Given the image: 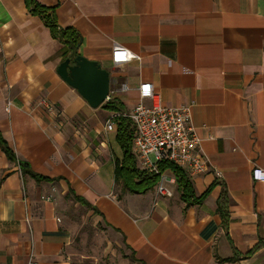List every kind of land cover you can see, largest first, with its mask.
Wrapping results in <instances>:
<instances>
[{
  "label": "crops",
  "instance_id": "crops-1",
  "mask_svg": "<svg viewBox=\"0 0 264 264\" xmlns=\"http://www.w3.org/2000/svg\"><path fill=\"white\" fill-rule=\"evenodd\" d=\"M35 1L54 8L59 29L78 33L77 55L109 72L120 111L136 103L142 82L163 105L188 106L208 170L188 178L189 204L175 182L169 197L155 185L122 190L115 170L123 154L117 125L105 128L106 101L91 108L59 77L64 45L24 0H0V135L15 157L0 148V264L31 256L36 264H99L76 260L60 213L69 189L97 210L87 208L121 242L127 264H264V182L251 178L253 167L264 170V0ZM114 45L139 58L112 66ZM122 84L129 91L115 93ZM21 163L53 181L23 174Z\"/></svg>",
  "mask_w": 264,
  "mask_h": 264
},
{
  "label": "built area",
  "instance_id": "built-area-1",
  "mask_svg": "<svg viewBox=\"0 0 264 264\" xmlns=\"http://www.w3.org/2000/svg\"><path fill=\"white\" fill-rule=\"evenodd\" d=\"M138 58L118 45H114L110 55L114 67H121ZM135 90L136 103L127 110L111 112L105 121V128L107 131H112L118 118L129 121L133 130L131 152L136 158L137 168L156 175L157 195L169 197L171 191L168 186L175 180L174 177L166 174V170L160 171L159 164L171 163L181 169L187 178H191L206 172L208 161L200 152L199 139L193 132L188 106L163 105L149 82L140 83ZM127 91L129 87L126 84L114 90L115 93ZM107 99L109 100V94ZM39 105L46 112H55V107L45 99H42ZM10 106V101H6L5 110L8 111ZM251 178L256 182H264V170L257 166L253 167ZM28 264H36L32 256Z\"/></svg>",
  "mask_w": 264,
  "mask_h": 264
},
{
  "label": "trees",
  "instance_id": "trees-1",
  "mask_svg": "<svg viewBox=\"0 0 264 264\" xmlns=\"http://www.w3.org/2000/svg\"><path fill=\"white\" fill-rule=\"evenodd\" d=\"M26 9L30 15L39 18L43 25L49 29L52 38L58 40L64 45L65 49V58L70 56H75L76 49L79 45V35L76 31L70 28L59 29L57 27L54 8H47L42 5H39L35 0H24ZM103 107L110 112H118L121 106L115 101V99L110 98L103 104ZM117 130H116V140L122 150V160L121 166L115 170V181L120 182L122 190L127 189L130 192H141L152 188L158 181V177L154 174L141 171L136 168L135 161L131 155V140L133 130L129 121L125 118L117 119ZM0 148L10 159H15L14 155L7 147L6 143L0 135ZM21 171L23 174H29L36 181H53V179H48L42 176H39L29 170L25 163H21ZM160 171L168 170L172 173L177 189L180 193V198L182 201L189 204L191 198L193 197V192L189 183L188 178L183 173L181 169L176 167L171 163H161L159 164ZM210 188L206 189L198 198L193 199L195 203H200L209 193ZM67 197L71 198L73 202L78 203L86 208L92 209L94 213H97V210L90 206L82 197L77 196L72 190L69 189ZM218 212L222 217L223 226H227V197L226 194H222L218 198ZM259 245H256L249 253H253L258 249Z\"/></svg>",
  "mask_w": 264,
  "mask_h": 264
},
{
  "label": "rangeland",
  "instance_id": "rangeland-1",
  "mask_svg": "<svg viewBox=\"0 0 264 264\" xmlns=\"http://www.w3.org/2000/svg\"><path fill=\"white\" fill-rule=\"evenodd\" d=\"M60 213L73 232L71 246L76 260L99 264H127L129 255L121 242L95 220L86 207L62 197Z\"/></svg>",
  "mask_w": 264,
  "mask_h": 264
},
{
  "label": "water",
  "instance_id": "water-1",
  "mask_svg": "<svg viewBox=\"0 0 264 264\" xmlns=\"http://www.w3.org/2000/svg\"><path fill=\"white\" fill-rule=\"evenodd\" d=\"M56 72L91 108H97L108 100L110 75L95 61L80 55L70 56L58 65Z\"/></svg>",
  "mask_w": 264,
  "mask_h": 264
}]
</instances>
